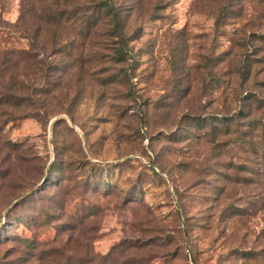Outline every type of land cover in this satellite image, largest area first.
Returning a JSON list of instances; mask_svg holds the SVG:
<instances>
[{"label":"rangeland","instance_id":"1","mask_svg":"<svg viewBox=\"0 0 264 264\" xmlns=\"http://www.w3.org/2000/svg\"><path fill=\"white\" fill-rule=\"evenodd\" d=\"M101 1L0 0V264H264V0H129L121 62Z\"/></svg>","mask_w":264,"mask_h":264},{"label":"trees","instance_id":"2","mask_svg":"<svg viewBox=\"0 0 264 264\" xmlns=\"http://www.w3.org/2000/svg\"><path fill=\"white\" fill-rule=\"evenodd\" d=\"M232 1L234 2L235 0H226V2L228 3ZM227 5L228 4H223L220 7V10H219L220 13L225 14L226 12H230L228 11L230 9H229V6ZM133 7L134 5L131 4L129 0H123V1L102 0L99 3H96V2L92 3L91 5H89V7H86V9H84V10H88V15H86L82 19L83 26H85L87 30L97 24L100 16H104L107 19L106 23L108 25V30L110 32V35L119 38L118 47H115L114 49L117 55L114 59L116 62H121L129 58L127 55L128 51L126 50L124 46H126V41L131 40L133 37H128V38L125 37L123 35V31L127 25V20L129 19V16H130V13ZM50 22H52V19L50 20ZM259 38H260V41L264 43V33L260 35ZM12 88H13L12 82H9V81L6 82L5 79H2V77H0V105L6 106V107H14L17 105L21 106L22 104L21 102H23L24 100H28L27 97H23L20 94H15ZM252 97L254 96L245 95L243 97H239V100L242 102V106H243V103H245L246 101H248L249 98H252ZM33 102L34 101H30V103H33ZM259 102L262 103L261 101ZM243 108L242 110L238 111V113L242 117H246L247 111H245V109ZM3 112H6V111H3ZM2 114H7V113H2ZM7 115H8L7 121H9L10 118L14 119L18 117V115H11V114H7ZM33 115L36 117H40L39 112L37 111L36 113H33ZM216 119L217 118H213V116L206 115V119H200V121L206 122V125H211L210 122ZM232 120H233V117L229 115H222L219 118L220 124L225 126L226 133L229 130L228 123H230ZM61 121H64V119L58 118L53 124L55 125L57 122H61ZM246 126L247 128H249V131L243 132L242 134L243 137L250 135L258 127L255 119H249L248 124H246ZM260 129H261L260 138H261V141L264 143V127H261ZM248 143L251 146L253 145L251 141ZM262 152H263L262 156L264 157V150H262ZM45 220L46 219H43L42 222H45ZM58 228L60 229V231H65L69 229H75L76 227L75 225L70 226V225L61 223L58 225ZM80 243H81V246H80L81 252H76L74 254L73 249H76L78 245H75L74 248L70 247L71 249L72 248L73 249L72 250L70 249V253H67L63 257V260L61 262L58 259H56V257L57 256L62 257L63 256L62 252H64L66 248L69 249L68 245L64 244V245H59L58 247H56L53 245H48L47 242H39L37 241V238H33L30 241L31 247H33L35 250L39 252L38 254H36V260L38 262L37 264H48V261L50 260H54L55 261L54 264H106L107 263L108 255L99 256L98 254L93 252L91 246L88 243H83V242H80ZM76 244H78V241Z\"/></svg>","mask_w":264,"mask_h":264},{"label":"water","instance_id":"3","mask_svg":"<svg viewBox=\"0 0 264 264\" xmlns=\"http://www.w3.org/2000/svg\"><path fill=\"white\" fill-rule=\"evenodd\" d=\"M56 118H58V117H55L53 120H55ZM53 120H52V121H53ZM52 121H51V122H52ZM15 203H16V200L13 201L11 205H13V204H15Z\"/></svg>","mask_w":264,"mask_h":264}]
</instances>
